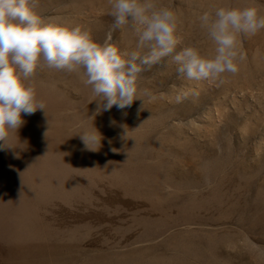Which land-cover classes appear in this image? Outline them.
I'll list each match as a JSON object with an SVG mask.
<instances>
[{
    "label": "rangeland",
    "instance_id": "374dc122",
    "mask_svg": "<svg viewBox=\"0 0 264 264\" xmlns=\"http://www.w3.org/2000/svg\"><path fill=\"white\" fill-rule=\"evenodd\" d=\"M224 3L252 0H173L177 50L211 52L197 16ZM36 10L98 41L112 24L107 0ZM113 42L136 47L129 29ZM241 47L247 59L223 85L189 81L166 57L141 74L140 99L99 112L81 75L38 67L46 111L22 113L0 148V264H264V30ZM182 89L198 95L177 103ZM92 122L98 151L79 134Z\"/></svg>",
    "mask_w": 264,
    "mask_h": 264
},
{
    "label": "clouds",
    "instance_id": "9594fccd",
    "mask_svg": "<svg viewBox=\"0 0 264 264\" xmlns=\"http://www.w3.org/2000/svg\"><path fill=\"white\" fill-rule=\"evenodd\" d=\"M37 3L0 0V148L13 147L9 139L13 134L18 138L17 130L24 124L22 113L46 111L45 104L37 100L32 79L38 67L81 75L93 100L101 102L97 112L114 105L124 109L141 98V74L166 57L189 81L223 85L226 75L236 76L247 59L241 39L264 30V14L255 0L245 5H213L197 16L213 50L203 52L195 45L177 50L180 20L173 0L166 4L161 0H107L112 24L106 38L98 41L83 25L46 21L36 10ZM125 29L136 37L133 50H122L113 42V33ZM195 95L194 89H182L175 101ZM79 134L86 150H99L102 136L93 122Z\"/></svg>",
    "mask_w": 264,
    "mask_h": 264
}]
</instances>
